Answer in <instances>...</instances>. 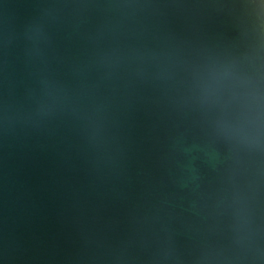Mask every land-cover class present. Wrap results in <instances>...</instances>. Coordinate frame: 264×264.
<instances>
[{"label": "water", "instance_id": "obj_1", "mask_svg": "<svg viewBox=\"0 0 264 264\" xmlns=\"http://www.w3.org/2000/svg\"><path fill=\"white\" fill-rule=\"evenodd\" d=\"M0 264H264V0H0Z\"/></svg>", "mask_w": 264, "mask_h": 264}]
</instances>
